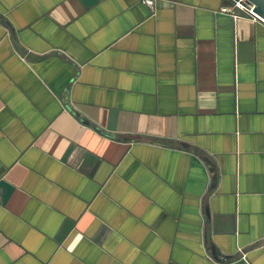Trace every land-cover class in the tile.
<instances>
[{"label":"crops","instance_id":"obj_1","mask_svg":"<svg viewBox=\"0 0 264 264\" xmlns=\"http://www.w3.org/2000/svg\"><path fill=\"white\" fill-rule=\"evenodd\" d=\"M227 0H0V264H264V23Z\"/></svg>","mask_w":264,"mask_h":264},{"label":"built area","instance_id":"obj_2","mask_svg":"<svg viewBox=\"0 0 264 264\" xmlns=\"http://www.w3.org/2000/svg\"><path fill=\"white\" fill-rule=\"evenodd\" d=\"M143 3L152 9L155 7V0H143ZM254 7L255 6L249 0H227V4L221 8L220 12L234 19L250 17L255 21L264 23V20L253 12Z\"/></svg>","mask_w":264,"mask_h":264},{"label":"water","instance_id":"obj_3","mask_svg":"<svg viewBox=\"0 0 264 264\" xmlns=\"http://www.w3.org/2000/svg\"><path fill=\"white\" fill-rule=\"evenodd\" d=\"M255 7V12L260 18L264 20V0H249Z\"/></svg>","mask_w":264,"mask_h":264}]
</instances>
